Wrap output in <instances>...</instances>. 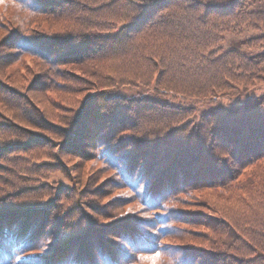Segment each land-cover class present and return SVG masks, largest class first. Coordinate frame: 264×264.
<instances>
[{"label": "trees", "instance_id": "16d2710c", "mask_svg": "<svg viewBox=\"0 0 264 264\" xmlns=\"http://www.w3.org/2000/svg\"><path fill=\"white\" fill-rule=\"evenodd\" d=\"M0 6V264H102L115 256L125 262L121 250L102 253L101 235L112 231L137 254L128 264H146L150 256L176 264L166 254L176 256L170 244L181 243L193 249L177 264H264V93L184 124L192 102L264 83V33L242 42L252 46L251 55L219 42L243 27L264 29V0H0ZM83 15L88 23L68 24ZM43 41L46 55L36 47ZM74 41L86 44L81 54L70 49L64 58L51 55ZM24 55L29 58L23 61ZM35 55L46 68L71 66L92 90L71 105L53 88L42 89L48 107L60 114V126L70 131L89 115L90 130L84 131L87 147L73 142L76 153L62 147L38 167L39 150L51 145L43 130L58 132L40 127L49 109L24 90L34 79L27 74L43 71ZM124 86L155 96L138 90L122 97ZM99 87L108 91L94 93ZM84 149L93 152L90 160L98 168L74 158ZM58 162L71 164L74 177L65 172L74 193L50 191L46 172ZM103 166L135 195L132 213L119 214L122 202L114 196L102 204L101 183L111 181L99 174ZM45 192L51 193L49 205L38 199ZM90 205L104 219L100 225ZM248 243L254 252L246 256ZM97 250L103 256L92 254Z\"/></svg>", "mask_w": 264, "mask_h": 264}, {"label": "rangeland", "instance_id": "374dc122", "mask_svg": "<svg viewBox=\"0 0 264 264\" xmlns=\"http://www.w3.org/2000/svg\"><path fill=\"white\" fill-rule=\"evenodd\" d=\"M0 8H1V6H0ZM10 8H12V5H10L9 9ZM85 15H83L79 20L76 19V20H78L77 22H73V23L68 22V24L80 25L82 22L86 23L87 20H85V18H84ZM91 20H94V19H91ZM11 27H13V26H11ZM19 31H17V32H19ZM25 32H27V31H25ZM259 33H264V29H255L253 27L252 28L243 27L241 29V32H235L234 33V32L230 31V32L224 33L222 36V39L219 40V42H221V45L223 48L228 47L230 45H235V46L237 45L238 49L241 52H245V53H248L251 55V53H253L252 52L253 51L252 46H249V48H247L245 46V44H242V42H244V40H246L248 37H252L253 34H259ZM15 34H17L16 31L11 32L10 37L11 36L14 37ZM22 34L24 36V33H22ZM20 36L22 37V35H20ZM10 37H8V38H10ZM85 45H86L85 43L83 44L82 42L78 43V42L74 41V43L69 44V47H68L69 49L63 50V51H62V49H60L57 54H51V55H53L54 58H57L59 56L61 58H64L65 57L64 52L70 51V49H72V51L75 52L76 54H81V52H83L85 50ZM48 46L49 45L44 41L41 43H39V42L36 43L37 49L40 50V52L42 51L41 53L45 54V55L47 53H49V50L47 49ZM38 57H40V55L39 56L35 55L32 58L35 59L34 61L37 63L38 66L42 67L43 71L34 69L33 72H29L27 74V76L34 77V79H32L31 82L28 84V88L30 87L31 89H28L27 86L25 85L24 90H27L30 93L35 94V96H38L39 100H40V104L49 109V112H46L47 120L46 121L41 120L39 123L43 126H40V127L47 129L48 125H49V128L51 127L58 132V135H50L49 132H47L46 130H43V131H45V133L43 134L44 137L48 138L49 141L51 140L52 146L50 145L49 149L47 146H45L44 149L41 148L39 150L41 152H39V154H37V156H39L40 158L37 160H34L35 162H39L42 159L44 160L45 156L46 157L49 156L50 155L49 153H51V152L55 153L57 149L59 151H61L62 147L68 149L70 152H72V154H74L75 150H77V149H75L74 151L73 150L71 151V147H72L73 142H75V144H77V145H83L86 147L89 145L88 135H87L88 131H86V133H84L85 128L90 130L89 125H88V119H87V117L89 115L87 117L84 116L81 120H78L77 122H75L74 126L69 131V129L67 127H65V125H64V127L60 126V123H61V120L59 118L60 114H58L56 109L48 107L46 99L41 95V91L43 93L42 89L53 88L56 95L62 96L66 100V103L67 104L69 103L71 105L75 104L76 100L78 98L79 99L82 98L83 95H87V94L89 95V93H91V91H92V90H89L88 86H85L84 84L82 86V83H84V82H81V79L83 77L79 71H75L74 68L71 69V66L65 65L64 63H61V62L58 65H55L54 68H48V67L46 68L45 63L41 60H38ZM28 58L29 57L27 55H24L22 57V60L24 61L25 59H28ZM11 68L14 70H18V71L20 70L19 67H17L16 65H14ZM59 73L66 75L69 79H72V80H69L67 78L62 79L60 77L61 74H59ZM28 80H30V79L27 78V81ZM89 86L93 87L92 84H90V83H89ZM100 88H102V87H99L98 91L94 92V93H100V95H101V94H105L106 91H108L107 88L102 89V90ZM138 90H141V92H143L144 94H147L149 96H152V95L155 96L153 91L146 90V88H143L141 86H129V87L124 86L122 89L118 90V92H120V96L129 98V97H135L136 92ZM259 93H264V83L255 82V84L249 85V86L245 87L244 89H239L238 93H232V95H230V96L229 95L221 96L220 98H210L208 100L203 99V100H200L198 102L194 101L189 105V109H190L189 112L190 113L184 119L185 120L184 124L186 122L187 123L191 122V124L193 122L195 123V121H197L199 119L201 114H207L211 110L220 109L221 107L231 106L234 103L242 102V101H244L245 98L253 97ZM52 96H54V95H52ZM47 98H49V97H47ZM106 98L108 99V98H110V96L108 95V96H106ZM168 98L170 99L171 102H174L176 105H178L177 103L179 101L177 100V98H175V99H173L171 97H168ZM91 107H89V108H91ZM89 112L91 113L92 109H89ZM103 113L104 112H96L95 111V113H93L92 115H95V114L102 115ZM92 118H94V116H92ZM179 119L180 118H176V120L173 122V124L176 123ZM100 120H101V122L105 121V119H100ZM109 123H110V121H109ZM30 124L32 125L33 128H35L38 125V123H30ZM89 124L92 125L93 122L91 121V123H89ZM94 126H98L97 122L95 123ZM78 135H80L82 141L78 139L79 138ZM68 142H71V144H70L71 146L66 145V143H68ZM23 144H26V143H23ZM112 150H113V152L116 151V147L112 148ZM84 151H85V149H84ZM92 153H93L92 151H90V150L87 151V149H86L85 154L82 152L78 157L74 156V158H77L79 164L83 163L84 167H87V168L90 167L93 169L98 168V166H100V163L99 162H92V160H90V159H93V158H90ZM96 154H97V151H96ZM101 155H103V154H101ZM43 162L44 161H40L39 163H35L36 167L40 166V164ZM59 162L61 163V161H59ZM59 162L57 163L55 169H52L50 172H46V176L48 177L49 181H51V183L48 182L49 187L52 188V189H50V191L54 190V192L57 191L58 193L62 194V192L67 188L68 190H70L71 192L74 193V191H76V189L73 186H71L72 182H71V180H69V177H68V175H66V172H65V171L69 172V175L74 177L73 173H70V171H69L71 164L69 165V164L63 163L62 164L63 166H62V165H60ZM90 162H92V163H90ZM44 169H46V164H45ZM72 170H73V168H72ZM86 171H87V169L85 170V173H86ZM98 172H99V174H101V177L106 176L109 178V181L111 180L110 186H107V187L105 185L107 183V180H105L101 183V186L104 189L103 190V192H104L103 196L104 197L106 196L103 199L102 204H104L106 202L105 200L108 198H110V201H111L112 196H114L115 199L119 198L122 202V205H121L122 208L117 210V212L119 214L123 215L124 213H127V212L132 213L134 208H135V204H134V200H133V198H135V195L130 192L129 186L126 185L125 182H121V179L117 178L115 176V174L112 172V170L109 169V171H108L107 166L100 167ZM167 179L171 180L169 183H167L168 186H173V184L175 182L173 181L172 177L169 176V177H167ZM204 191L205 190L199 191V193L204 192ZM179 193H177V195ZM191 193H198V192L192 191ZM182 195H183V193H182ZM50 196H51V193L45 192L44 194H41V196L38 197V199L40 202H46V203H43V205H49V204H51V201H52ZM54 197H53V200H54ZM171 198H169V199H171ZM110 201H107V204L110 203ZM167 201L162 202V204L166 203ZM59 202H61V199ZM237 203L239 204V202H237ZM76 204H79V202H76ZM152 206L154 208L156 207L154 205H152ZM237 206H239V205H237ZM103 207H106V206H103ZM111 207H115V206L112 205ZM90 208H93V211H91L90 209H89V211H90V213H92L93 216H95L94 218L97 221L98 225L103 223L104 219L101 217V214H98V212L96 211L97 208H95L92 205H90ZM98 210H102V209H98ZM94 218H93V220H94ZM3 223H4V220L1 219L0 225H2V227H4ZM111 227H112V224L106 226V228H108V229H110ZM112 233H113V231L109 232V234L102 233L103 235H101V236L104 238L103 242H105V247L103 248L102 253H104V252H106L104 254L110 253L113 256V253L117 254L116 252L121 250L124 252V255L127 258V260H125V262H124V260L122 261V258L115 256V258H114L115 260L113 262H111L110 260H108V261L103 260L104 262L102 264H121V262H123V264H128L129 260L133 257H136L137 254L135 255L133 253H130L131 251H130L129 246L125 242L121 241L118 236H116ZM205 237H210V235L208 234ZM199 240L203 243L208 241L206 238H204V239L200 238ZM187 243H189V242H187ZM170 246H172L173 249L177 252L175 253L176 256H173L171 254L170 255L166 254L167 255L166 260H168L167 261L168 263L176 262V264H177L178 262L176 260L179 256H181L184 252H190L191 249H193V246H189L188 244L185 245L183 243L177 244L176 246H173L170 244ZM243 248H244L243 255L248 256L254 252L253 248H251V244H249V243L245 244ZM92 254L99 255L100 257L103 256L102 254L99 253L98 250L92 251ZM11 255H12L11 258H13V259H16L18 256L17 253L16 254L12 253ZM130 256H133V257H130ZM152 257L153 256H150L149 258H147V260H145V263L146 264H159ZM14 261H18V260H14ZM14 261H10V263H8V264H12Z\"/></svg>", "mask_w": 264, "mask_h": 264}]
</instances>
